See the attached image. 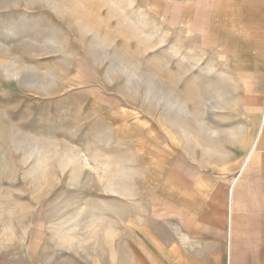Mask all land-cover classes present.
I'll use <instances>...</instances> for the list:
<instances>
[{"label":"rangeland","instance_id":"374dc122","mask_svg":"<svg viewBox=\"0 0 264 264\" xmlns=\"http://www.w3.org/2000/svg\"><path fill=\"white\" fill-rule=\"evenodd\" d=\"M187 59L164 43L142 0H0L6 262L87 264L114 250L135 168L93 97L119 92L145 111L171 106Z\"/></svg>","mask_w":264,"mask_h":264},{"label":"crops","instance_id":"0c3cea01","mask_svg":"<svg viewBox=\"0 0 264 264\" xmlns=\"http://www.w3.org/2000/svg\"><path fill=\"white\" fill-rule=\"evenodd\" d=\"M142 13L189 74L167 107L94 95L135 169L116 247L87 264H264V0H142Z\"/></svg>","mask_w":264,"mask_h":264}]
</instances>
